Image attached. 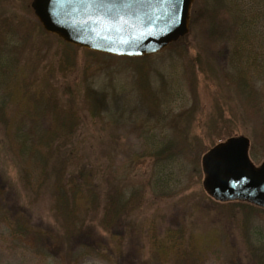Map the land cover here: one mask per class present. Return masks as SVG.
<instances>
[{"label": "rangeland", "instance_id": "374dc122", "mask_svg": "<svg viewBox=\"0 0 264 264\" xmlns=\"http://www.w3.org/2000/svg\"><path fill=\"white\" fill-rule=\"evenodd\" d=\"M217 1L194 0L193 29L189 23L182 41L159 54L142 57L139 64L83 55L80 51L63 52L54 38L40 34L31 0H0V48L3 40L15 36L9 43L16 46L15 64L21 69L24 86L28 85L30 92L43 93L45 99L77 107L80 121L71 130L73 141L64 145L54 142L53 146L66 150L73 145L85 153L86 160L108 168L105 175L111 180L142 184L146 204L117 228L122 237V264L140 260L137 227L141 220L151 222L158 236L169 229L181 230L185 236L213 235L206 243L197 238L203 252L197 264L264 262V251L259 252L260 245L254 240L256 233L264 236V214L237 208L230 216L227 211L214 208L202 188V156L228 138H247L251 162L259 166L264 161L258 116L248 112L246 116L240 95L225 80L229 44L222 31L226 15L219 6L215 7ZM234 1L243 5L242 0ZM212 7L216 17L202 18V13L208 15ZM8 23L13 24V35L4 28ZM28 100L21 101V109L13 103L6 110L8 120L14 118L15 123L23 125H13V137L18 127L26 131L48 127V116L41 117L37 107H29L32 104ZM22 110L32 119H22ZM35 110L37 115L32 114ZM178 135L191 146L187 153L193 163L185 158L165 163L148 158L152 145ZM12 136L7 139L0 127V173L17 184L21 164L35 175V163L27 156L23 162L16 158L17 146ZM141 153L139 160L136 157ZM15 192L14 198L27 202L20 187ZM41 210L46 211L42 206L31 210L30 219L33 225L44 229L43 225L50 221ZM127 223L136 230L133 232L129 226L125 229ZM144 236L143 231L142 247L146 244ZM183 246L187 247V243ZM148 260L142 256V263ZM0 264H58V260L31 243L14 240L0 223ZM72 264L110 263L92 254L79 257Z\"/></svg>", "mask_w": 264, "mask_h": 264}, {"label": "trees", "instance_id": "16d2710c", "mask_svg": "<svg viewBox=\"0 0 264 264\" xmlns=\"http://www.w3.org/2000/svg\"><path fill=\"white\" fill-rule=\"evenodd\" d=\"M242 1L241 6L234 0H218L215 6H219L220 11L226 15L225 28L222 31L229 49L224 76L231 90L240 95L246 108V116L247 112L248 115L258 116L259 138L264 141V0ZM204 14L207 13H202V18L216 17L213 7L208 15ZM190 15V25L193 29L196 25L195 13L191 10ZM12 26V23H8L4 28L11 33ZM36 26L40 34L54 38L58 49L63 52L80 51L83 55L142 63V58L113 57L67 45L57 37L45 33L38 22ZM209 28L212 26L209 25ZM216 30L212 33L215 34ZM14 37L3 40V48H6H0V127L8 139L12 136L13 125L23 126L15 123L14 118L8 120L6 110L13 103V106L21 109V101L27 99L32 104L29 107H37L41 117L48 116V119H45L48 127L43 131L38 130L39 132L37 129L26 131L24 127L15 129L16 133L12 138L17 146L16 158L23 162L27 156L33 161L35 175H32L29 167L23 169L25 166L22 164L17 184L3 178L2 172L0 173V223L9 230L14 240L39 247L58 260V264H72L77 258L92 254L102 257L110 264H122L125 261L120 247L122 237L117 233V228L127 216L132 212L138 213L137 209L146 204L142 199V184L136 186L118 179L111 180L105 175L108 168L86 160L85 153L73 145L66 150H60L57 145L53 146L54 142H58V145L71 144L74 137L71 130L80 121L77 107L45 99L43 93L30 92L28 85L24 86L21 69L15 64L16 46L9 43ZM21 112L22 119H32L31 116H26L23 110ZM37 112L32 111V114L37 115ZM25 123L24 121L23 124ZM31 137V146H28ZM162 141L157 143L158 147L151 146L148 158L158 163L173 162L182 158L192 162L187 153L191 146L186 144V138L178 135ZM136 158L142 160V153ZM108 180L111 182L107 183ZM16 187H20L24 194L23 199L27 202L21 203L18 196L14 198ZM205 196L214 208L227 211L230 216L234 215L237 208L252 209L258 214H264V209L248 203L219 202L207 194ZM40 206L46 210L41 212H45L50 221V224L46 222L47 225H43L44 229L33 225L30 219L31 210ZM128 226L127 223L125 229ZM129 228L133 232L136 230L133 226ZM137 231L140 238L139 247L141 245V248L137 249L140 260L135 263L128 262L129 264H197L203 257L198 245L200 242L206 243L207 239L213 236H185L186 233L176 229L165 230L158 236L152 223L142 220ZM143 231L146 234V244L142 247ZM255 236L254 240L260 245L258 250L263 254L264 236L257 233ZM197 238L200 241L198 245ZM185 242L187 247L184 248ZM142 254L149 257L145 263H142Z\"/></svg>", "mask_w": 264, "mask_h": 264}, {"label": "water", "instance_id": "95a60500", "mask_svg": "<svg viewBox=\"0 0 264 264\" xmlns=\"http://www.w3.org/2000/svg\"><path fill=\"white\" fill-rule=\"evenodd\" d=\"M194 0H31L43 31L63 43L120 58L155 55L188 34ZM249 140L234 136L201 158L202 188L215 201L264 209V161L255 166Z\"/></svg>", "mask_w": 264, "mask_h": 264}]
</instances>
